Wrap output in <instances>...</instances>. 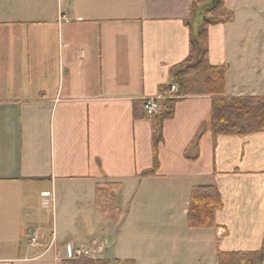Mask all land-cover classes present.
Segmentation results:
<instances>
[{
	"label": "crops",
	"instance_id": "1",
	"mask_svg": "<svg viewBox=\"0 0 264 264\" xmlns=\"http://www.w3.org/2000/svg\"><path fill=\"white\" fill-rule=\"evenodd\" d=\"M193 2L0 0V264H61L76 250L134 261L112 249L102 258V243L158 221L151 210H161V244L179 253L192 231L208 232L214 264L217 253L264 250V132L213 140L211 98L190 96L162 122L154 152L163 110L150 118L139 105L167 96L170 70L189 57ZM261 3L225 0L233 21L207 30L208 62L225 67L227 97L264 96ZM100 184L120 186L118 221L95 207ZM207 186L221 198L216 228L191 229L192 190ZM34 233L37 248L28 245Z\"/></svg>",
	"mask_w": 264,
	"mask_h": 264
},
{
	"label": "trees",
	"instance_id": "2",
	"mask_svg": "<svg viewBox=\"0 0 264 264\" xmlns=\"http://www.w3.org/2000/svg\"><path fill=\"white\" fill-rule=\"evenodd\" d=\"M225 0H195L191 6L190 15L184 21L191 29L190 55L181 64L170 70L177 91L161 101L162 113L157 118V126L153 133V147L156 152L161 142L160 126L163 121L170 120L174 108L181 99L190 96L206 95L211 98L210 132L213 140L218 136H245L264 132V96L258 97H227L225 94V67L211 66L208 62L207 30L210 26L231 23L232 12L225 9ZM198 20L197 28L192 25ZM168 88H164L167 93ZM143 110V102L139 104ZM138 103L134 105V116L137 115ZM198 136L193 141L197 153ZM188 161L190 157L186 151ZM154 166H157L155 160ZM150 176L151 171L144 173ZM118 184H100L95 189V207L104 213L107 219L118 221L122 212L115 206V193ZM221 198L216 186L195 187L192 190L187 211V226L197 230H212L216 228L214 216L221 208ZM264 250L258 252L217 253L215 264H261ZM61 264H112L111 261L80 258L62 261ZM115 264H118L116 262ZM124 264H135L126 261Z\"/></svg>",
	"mask_w": 264,
	"mask_h": 264
},
{
	"label": "rangeland",
	"instance_id": "3",
	"mask_svg": "<svg viewBox=\"0 0 264 264\" xmlns=\"http://www.w3.org/2000/svg\"><path fill=\"white\" fill-rule=\"evenodd\" d=\"M256 6L260 12L264 13V0L261 5L256 4ZM261 21L264 24V14H261ZM154 203H156L155 200ZM140 215V210L136 211V217ZM146 215L158 221H146V225L142 228H120L118 234L114 233L104 239L102 246L105 250L102 258L110 259V249H112V254L117 256L124 252L122 255L134 260L135 264H184L185 260L187 264H214L210 260L209 250L205 247L206 238L209 237L208 232H189L190 243L183 245L188 249L186 253L183 251L179 253L178 244H161V210L157 212L151 210ZM126 235L128 244L127 239L122 240V237ZM125 243L128 245L127 249ZM120 249L124 251L119 252Z\"/></svg>",
	"mask_w": 264,
	"mask_h": 264
},
{
	"label": "built area",
	"instance_id": "4",
	"mask_svg": "<svg viewBox=\"0 0 264 264\" xmlns=\"http://www.w3.org/2000/svg\"><path fill=\"white\" fill-rule=\"evenodd\" d=\"M175 92H176V86L174 84H171L167 96L158 97L154 99H146L145 101H143V111L145 115L150 118L158 116L161 112V101L166 97H170ZM52 244L53 243H51L47 249H49V247L52 246ZM28 245L31 248H37L38 246H40L38 233L33 234V236L29 239ZM82 257L89 259L92 258L93 256L88 250H76L73 252L72 258L70 260L80 259Z\"/></svg>",
	"mask_w": 264,
	"mask_h": 264
},
{
	"label": "water",
	"instance_id": "5",
	"mask_svg": "<svg viewBox=\"0 0 264 264\" xmlns=\"http://www.w3.org/2000/svg\"><path fill=\"white\" fill-rule=\"evenodd\" d=\"M214 2V0H211V4Z\"/></svg>",
	"mask_w": 264,
	"mask_h": 264
}]
</instances>
